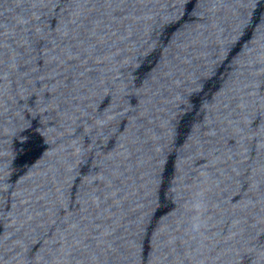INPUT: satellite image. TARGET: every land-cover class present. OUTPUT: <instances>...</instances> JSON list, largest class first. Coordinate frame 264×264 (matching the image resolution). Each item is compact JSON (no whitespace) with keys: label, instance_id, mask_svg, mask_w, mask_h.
<instances>
[{"label":"water","instance_id":"95a60500","mask_svg":"<svg viewBox=\"0 0 264 264\" xmlns=\"http://www.w3.org/2000/svg\"><path fill=\"white\" fill-rule=\"evenodd\" d=\"M0 264H264V0H0Z\"/></svg>","mask_w":264,"mask_h":264}]
</instances>
